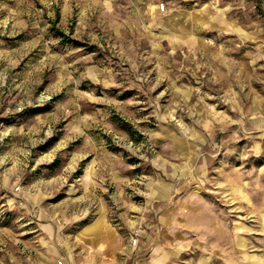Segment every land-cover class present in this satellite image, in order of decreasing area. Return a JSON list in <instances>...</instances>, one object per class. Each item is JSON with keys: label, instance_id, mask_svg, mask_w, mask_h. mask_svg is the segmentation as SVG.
Segmentation results:
<instances>
[{"label": "rangeland", "instance_id": "374dc122", "mask_svg": "<svg viewBox=\"0 0 264 264\" xmlns=\"http://www.w3.org/2000/svg\"><path fill=\"white\" fill-rule=\"evenodd\" d=\"M44 233L61 264H264V0H0V264Z\"/></svg>", "mask_w": 264, "mask_h": 264}, {"label": "crops", "instance_id": "0c3cea01", "mask_svg": "<svg viewBox=\"0 0 264 264\" xmlns=\"http://www.w3.org/2000/svg\"><path fill=\"white\" fill-rule=\"evenodd\" d=\"M99 227L95 231L89 232V233H82V230H81L80 237H81L82 242L86 243V244L92 243L91 239H92V237H94L96 235L95 233L99 230ZM52 240H54L53 237L50 236V234H48V233H44L38 237H33V241L31 242V246H33V248H34V253L32 254L33 255L32 258L30 257L27 259L29 262L28 264H57L56 262L59 259H61L62 261L64 259L65 262H68L66 260L67 258L64 256V254L61 253L60 249L56 248V250L54 251V254L49 255V254L45 253L47 251V249L45 251L44 247L39 246L38 242H41L42 245H44V243H42V242H45V245L46 244L48 245L49 242H51ZM34 242H37V243L34 244ZM98 250H102V249L100 248ZM66 256H68L70 259H72L70 252H68V254H66ZM55 260H56V262H55ZM148 263H150V261H148ZM90 264H91V261H90Z\"/></svg>", "mask_w": 264, "mask_h": 264}, {"label": "built area", "instance_id": "2783aa9c", "mask_svg": "<svg viewBox=\"0 0 264 264\" xmlns=\"http://www.w3.org/2000/svg\"><path fill=\"white\" fill-rule=\"evenodd\" d=\"M159 8H160V9H164V8H165V3H164L163 1L160 2V4H159ZM61 262H62V260L59 259V260H58V264H61Z\"/></svg>", "mask_w": 264, "mask_h": 264}, {"label": "bare ground", "instance_id": "6f19581e", "mask_svg": "<svg viewBox=\"0 0 264 264\" xmlns=\"http://www.w3.org/2000/svg\"><path fill=\"white\" fill-rule=\"evenodd\" d=\"M160 260H161V258H160V257H158V258H157V261H160Z\"/></svg>", "mask_w": 264, "mask_h": 264}]
</instances>
